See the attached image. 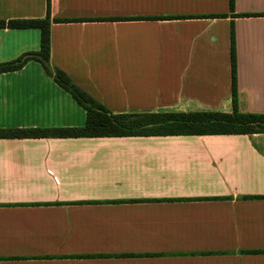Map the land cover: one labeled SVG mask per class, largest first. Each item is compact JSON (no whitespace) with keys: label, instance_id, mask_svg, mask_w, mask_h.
<instances>
[{"label":"crops","instance_id":"obj_1","mask_svg":"<svg viewBox=\"0 0 264 264\" xmlns=\"http://www.w3.org/2000/svg\"><path fill=\"white\" fill-rule=\"evenodd\" d=\"M47 1L0 0V21L44 18ZM49 13L105 19L51 23L50 66L113 114L231 113L232 26L238 112L264 114V0ZM39 44L0 28V65ZM84 122L38 62L0 74V129ZM0 264H264V134L0 139Z\"/></svg>","mask_w":264,"mask_h":264},{"label":"trees","instance_id":"obj_2","mask_svg":"<svg viewBox=\"0 0 264 264\" xmlns=\"http://www.w3.org/2000/svg\"><path fill=\"white\" fill-rule=\"evenodd\" d=\"M232 12L234 0H228ZM46 16L40 19L0 21V28L36 29L40 32L39 50L27 53L14 61L0 65V74L21 69L27 62L36 61L45 74L85 111V122L79 128L66 129H0V139L22 138H111L192 135L264 134V114H243L237 109L236 57L234 31L230 28V87L231 113H137L113 114L75 86L68 76L50 66L51 23L104 21L105 19H51L49 0ZM248 16V15H242ZM211 17H225L215 15ZM168 19V18H157ZM117 21L120 19H112ZM123 20V19H121Z\"/></svg>","mask_w":264,"mask_h":264}]
</instances>
